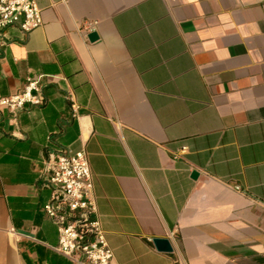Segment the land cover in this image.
<instances>
[{
  "label": "crops",
  "instance_id": "obj_1",
  "mask_svg": "<svg viewBox=\"0 0 264 264\" xmlns=\"http://www.w3.org/2000/svg\"><path fill=\"white\" fill-rule=\"evenodd\" d=\"M36 3L42 26L0 46V98L41 95L0 106V264H72L44 210L66 149L88 155L111 264H264V0Z\"/></svg>",
  "mask_w": 264,
  "mask_h": 264
},
{
  "label": "built area",
  "instance_id": "obj_2",
  "mask_svg": "<svg viewBox=\"0 0 264 264\" xmlns=\"http://www.w3.org/2000/svg\"><path fill=\"white\" fill-rule=\"evenodd\" d=\"M42 24V10L36 0H0L1 47L8 44L4 36L7 28L17 27L29 33ZM96 25L97 22L85 21L80 31L86 35L95 31ZM40 102V86L34 80H28L21 92L0 98V106L12 111ZM44 169L45 186L51 191L44 210L59 233L56 251L72 264H111L113 250L96 216L93 176L87 153L68 149L55 152L45 161ZM172 239L175 240V234Z\"/></svg>",
  "mask_w": 264,
  "mask_h": 264
},
{
  "label": "water",
  "instance_id": "obj_3",
  "mask_svg": "<svg viewBox=\"0 0 264 264\" xmlns=\"http://www.w3.org/2000/svg\"><path fill=\"white\" fill-rule=\"evenodd\" d=\"M97 37H98L97 32H91L88 36L90 41L96 40ZM192 176L195 178L197 176V172H193ZM153 243H154L155 247L157 248V250H159L161 252H172L173 251L171 242L167 238H155L153 240Z\"/></svg>",
  "mask_w": 264,
  "mask_h": 264
}]
</instances>
